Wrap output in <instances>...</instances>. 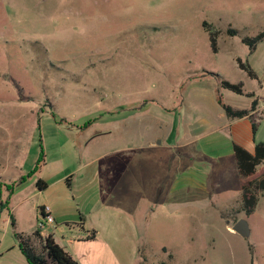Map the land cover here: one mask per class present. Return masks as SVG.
<instances>
[{"label":"rangeland","instance_id":"374dc122","mask_svg":"<svg viewBox=\"0 0 264 264\" xmlns=\"http://www.w3.org/2000/svg\"><path fill=\"white\" fill-rule=\"evenodd\" d=\"M229 27L238 33L230 36ZM263 29L264 0H0V201L20 176L15 147L24 139L22 154L28 152L42 111L69 130L111 111L142 110L162 132L172 128L173 141L185 128L207 134L194 143L200 156L189 199L178 191L176 200L164 178L162 201L138 231L133 264H264V192L246 214L233 157L202 155L227 148L217 94L234 108L249 107L251 98L219 88L215 76H198L210 70L242 82L264 115V39L251 55L241 40ZM263 115L255 118V137L264 143ZM156 133L147 136L156 139ZM210 138L220 142L206 147ZM18 200L10 197L0 209V236ZM29 214L25 208V219ZM239 219L247 222L248 236L232 230ZM10 256L3 259L14 264Z\"/></svg>","mask_w":264,"mask_h":264},{"label":"crops","instance_id":"0c3cea01","mask_svg":"<svg viewBox=\"0 0 264 264\" xmlns=\"http://www.w3.org/2000/svg\"><path fill=\"white\" fill-rule=\"evenodd\" d=\"M256 48L257 45L249 54ZM251 93L252 96H247L251 98L250 105L245 108L249 109L254 99L257 103L247 116L225 114L226 152H208V155L200 152L204 157L212 161L224 157L234 160L233 142L251 153L254 151L259 140L255 131L252 132V122L256 124L255 118L263 115V110L258 97ZM147 117L142 110L120 109L64 130L50 111H42L36 128L31 129L28 152L22 154L24 139L15 147L14 156L16 160L21 159L18 162L20 176L32 170L40 150L44 161L26 179L16 180L9 196L19 200L11 208L14 226L10 225V217L4 220L7 226L0 236V264H11L3 259L7 254L12 255L14 264H27L13 231L31 234L38 230L40 209L46 205L50 207L53 222L44 223L40 231L52 233L77 264L136 262L138 231L147 224L148 214L156 210L158 200L162 201L164 178H170V192L181 191V198L189 199L190 189L195 186V158L200 156L196 155L194 143L198 136L207 134L195 135V129L191 132L185 128L173 141L172 128L162 132L161 126L156 127V122ZM241 121H247L251 135H244L246 125ZM209 126L212 128V123ZM147 132H157L159 139H154L155 135L147 136ZM218 141L210 138L204 144L214 147ZM65 147L69 148L66 155ZM68 155L71 161L66 160ZM37 179L46 184L41 190L36 187ZM174 198L178 200L177 193ZM17 207H21L19 212H16ZM25 208L30 212L26 219ZM92 232L93 237L89 238Z\"/></svg>","mask_w":264,"mask_h":264},{"label":"trees","instance_id":"16d2710c","mask_svg":"<svg viewBox=\"0 0 264 264\" xmlns=\"http://www.w3.org/2000/svg\"><path fill=\"white\" fill-rule=\"evenodd\" d=\"M206 27L208 25L204 23ZM227 34L236 35L237 29L227 28ZM216 33H211V46L213 51H216ZM264 39V29L256 33L254 36L244 35L241 40L249 47V53H252L256 45ZM238 66L243 69L247 75L251 78H256L257 75L252 67L247 62H242L241 59H237ZM200 75H212L218 80V87L228 89L239 95L252 96L253 93L245 92L242 82H230L224 79L220 74L203 70ZM218 93V91H217ZM217 102L220 104L225 114L228 117H243L247 116L252 111L257 103L252 100L251 107L246 108H234L222 101L220 94H217ZM256 129V124L252 122V132ZM232 151L234 156L235 165L240 175V190H241V208L246 214H250L257 202V196L260 192H264V143L258 141L255 143L254 151L251 153L247 151L243 146L233 142ZM44 161L43 151L40 150L34 167L26 175L19 177L17 182L23 181L28 176L33 174L37 167ZM16 181L12 184H8L6 189L8 190V197L5 201H0V209L6 207L8 204V198L13 190ZM36 187L43 189L45 182L41 179L36 180ZM10 225L14 226V220L10 215ZM94 232L88 237L92 238ZM13 236L16 239L17 245L21 253L23 254L27 264H77L76 260L62 247L60 246L54 235L50 232H41L40 230H34L31 234H25L22 232L13 231ZM33 241H36L37 246H34Z\"/></svg>","mask_w":264,"mask_h":264},{"label":"built area","instance_id":"2783aa9c","mask_svg":"<svg viewBox=\"0 0 264 264\" xmlns=\"http://www.w3.org/2000/svg\"><path fill=\"white\" fill-rule=\"evenodd\" d=\"M40 210L42 217H39L36 222V227L38 230H40L43 227L44 223L53 222V217L50 214V207L48 205L42 206Z\"/></svg>","mask_w":264,"mask_h":264},{"label":"water","instance_id":"95a60500","mask_svg":"<svg viewBox=\"0 0 264 264\" xmlns=\"http://www.w3.org/2000/svg\"><path fill=\"white\" fill-rule=\"evenodd\" d=\"M232 230L241 234L242 236L249 235L248 224L244 219H239L235 225L232 227Z\"/></svg>","mask_w":264,"mask_h":264}]
</instances>
